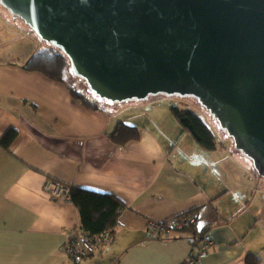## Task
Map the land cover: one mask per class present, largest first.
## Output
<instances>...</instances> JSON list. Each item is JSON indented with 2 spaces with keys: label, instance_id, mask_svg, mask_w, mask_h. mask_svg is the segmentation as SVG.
<instances>
[{
  "label": "crops",
  "instance_id": "1",
  "mask_svg": "<svg viewBox=\"0 0 264 264\" xmlns=\"http://www.w3.org/2000/svg\"><path fill=\"white\" fill-rule=\"evenodd\" d=\"M46 48L0 6V139L19 133L8 150L0 146V264H104L114 253L113 264H184L193 250L187 237L154 239L149 223L197 209V228L211 243L201 264H249L253 256L264 264V185L248 164L244 170L233 157L204 151L175 119L176 133L145 124L138 141L116 145L119 123L139 117L115 103L87 109L62 83L26 70ZM53 181L126 205L116 237L81 263L66 251L81 229L79 211L51 197L45 187Z\"/></svg>",
  "mask_w": 264,
  "mask_h": 264
},
{
  "label": "water",
  "instance_id": "2",
  "mask_svg": "<svg viewBox=\"0 0 264 264\" xmlns=\"http://www.w3.org/2000/svg\"><path fill=\"white\" fill-rule=\"evenodd\" d=\"M111 103L194 96L264 179V0H0Z\"/></svg>",
  "mask_w": 264,
  "mask_h": 264
},
{
  "label": "trees",
  "instance_id": "3",
  "mask_svg": "<svg viewBox=\"0 0 264 264\" xmlns=\"http://www.w3.org/2000/svg\"><path fill=\"white\" fill-rule=\"evenodd\" d=\"M0 6L4 7L1 2ZM7 9V8H6ZM16 19L22 20L20 17L13 14ZM23 21V20H22ZM24 22V21H23ZM27 25V24H26ZM36 34V33H35ZM37 35V34H36ZM38 36V35H37ZM39 37V36H38ZM40 38V37H39ZM42 41V40H41ZM25 69L30 72H36L43 74L45 77L52 81L62 83L70 89L72 96L85 108L93 110H101L97 103L92 102L85 95L77 92L68 85V78L70 72L74 74L71 67L69 58L63 51L52 45L51 48L42 49L37 51L28 61ZM70 71V72H69ZM75 75V74H74ZM77 76V75H75ZM78 77V76H77ZM81 78V77H80ZM90 90V88H89ZM93 96H96L94 92L90 90ZM128 102V101H127ZM124 102V103H127ZM118 104V103H115ZM120 104V103H119ZM172 114L182 128V130L189 134L190 137L204 150L207 152H214L220 146H226L218 140L216 134L212 131L210 126L206 124L204 119L196 112L181 110L177 107L172 108ZM133 122H120L116 131L111 134L112 141L121 147L126 146L128 143L138 141L140 138L139 128L137 125H131ZM19 133L16 129L8 130L5 135L0 139V146L8 150L18 138ZM233 144V142H232ZM71 189L70 201L77 207L80 214V226L81 229L77 232H83L89 234L94 240L100 239L104 234L109 233L114 239L117 234V227L119 223V217L122 212L126 209L125 203L118 198L116 195L101 193L86 189L74 188ZM199 209L191 211L190 213L175 217L171 220L164 221L166 227L173 229V233H183L189 240L193 247H196L204 242L205 232H201L197 228V224L184 227L182 229H175L174 225L178 222H182L188 217L195 218L196 213ZM149 233L157 240H169L168 238L162 237L155 231L149 229ZM78 233L73 235L69 244L70 253L69 256L73 258L77 263H81L93 257L97 252L82 256L77 250L78 247ZM172 233V234H173ZM102 249V248H101ZM254 257V256H253ZM249 259V264H259L260 260L256 257Z\"/></svg>",
  "mask_w": 264,
  "mask_h": 264
},
{
  "label": "rangeland",
  "instance_id": "4",
  "mask_svg": "<svg viewBox=\"0 0 264 264\" xmlns=\"http://www.w3.org/2000/svg\"><path fill=\"white\" fill-rule=\"evenodd\" d=\"M46 45H48V48L52 47V44L46 43ZM67 82L72 89L85 95L90 100H92V102L97 103L100 108L103 107L106 108L107 106H109V103H111L102 100L97 96H93V94H91L89 90L87 82L83 78L77 77L71 72ZM117 105L119 107L120 105L121 107L123 105H127L125 106V110L127 109L126 111H128L127 114L132 113L130 115H137V117H139V120L130 123L131 125L134 126L137 125L140 127L147 124V126H149L148 127L149 130H151L154 133L159 132V134L165 133L166 131L168 133L177 132L176 126L177 127L179 126L173 120L175 118L172 114V108L177 107L181 110L198 113L204 119L206 124L210 126L212 131L216 134L218 140L226 145L225 147H219L218 150L216 151L223 154L224 156L228 155V158L233 157V162L235 161L234 162L235 167H237L236 164H240L239 168L245 170L244 167L247 168L246 165L248 164V167H250L249 169H252V171H254V174L258 178H260L261 184L264 185V179L258 176L256 171L254 170L252 161L247 156H245L241 151H238L234 148L231 142L232 140L229 139V136L227 135L226 131H224L220 127V125L217 123L215 118H213L211 113L199 102V100L196 97L182 96L178 94H174V95L157 94V95H151L145 100H132V101H128L127 103H120ZM133 106L135 108L131 109ZM122 117L125 118V116ZM124 122L126 123V121ZM249 182L252 183L251 180ZM257 184L258 182L256 183V185ZM257 193L259 194L263 192L259 189ZM117 255H118L117 253H114L111 256L107 257L105 260H100V261L104 264H113L118 258ZM98 259L99 258H96V261H99Z\"/></svg>",
  "mask_w": 264,
  "mask_h": 264
},
{
  "label": "built area",
  "instance_id": "5",
  "mask_svg": "<svg viewBox=\"0 0 264 264\" xmlns=\"http://www.w3.org/2000/svg\"><path fill=\"white\" fill-rule=\"evenodd\" d=\"M46 191L51 195L54 200H67L70 201L71 189L70 186L60 183V182H47ZM196 221L193 217H188L184 219L181 223L177 222L174 225L175 229H182L184 227L195 225ZM149 229L155 231L157 234L162 235L164 238H168L174 232L173 229L166 227L162 222H150ZM72 234V233H71ZM73 236V235H72ZM78 237V247L77 250L82 254V256L90 255L97 252L105 244L109 243L111 240V235L109 233L104 234L100 239H96L93 242L89 234L81 232ZM211 248V243L204 242L196 247H193L188 259L184 264H201L202 258L207 256ZM68 254L70 253L69 246L66 247Z\"/></svg>",
  "mask_w": 264,
  "mask_h": 264
},
{
  "label": "clouds",
  "instance_id": "6",
  "mask_svg": "<svg viewBox=\"0 0 264 264\" xmlns=\"http://www.w3.org/2000/svg\"><path fill=\"white\" fill-rule=\"evenodd\" d=\"M230 139V138H229ZM231 142H233V141H231Z\"/></svg>",
  "mask_w": 264,
  "mask_h": 264
}]
</instances>
